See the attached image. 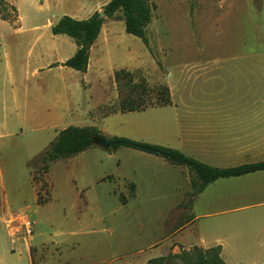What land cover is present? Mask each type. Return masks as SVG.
<instances>
[{
    "label": "rangeland",
    "instance_id": "rangeland-1",
    "mask_svg": "<svg viewBox=\"0 0 264 264\" xmlns=\"http://www.w3.org/2000/svg\"><path fill=\"white\" fill-rule=\"evenodd\" d=\"M98 1L107 4L111 0ZM148 1L153 6V16L146 28L149 47L126 33L122 13H117L113 20L118 21L112 26L115 35L103 56L102 83L58 64L56 51L54 54L49 48L64 56L69 44H77L68 36H53L47 28L50 20L57 22L70 16L78 3L91 4L95 0H49L50 7L43 6L42 12L37 13L31 8L18 9L0 2V14L3 12L8 20L0 29V203L7 205L9 212L40 222L31 228L33 244L38 246L52 236L60 244L61 252L67 251L71 240L67 236L56 237V232L67 233L80 225L96 223L95 230H102L98 237L102 239V264H150V259L167 251L165 257H171L164 264H185L176 256L191 251L188 246L195 240L196 226L181 234L176 230L202 213L232 208L211 218L217 223H229V229L239 237V249H234L232 256L226 253V263L255 264L253 260L264 259V252L260 257L262 251L254 250L262 241L260 232L264 227L257 221L259 213L264 212V205H258L264 202L263 179L245 182L241 187L233 183L228 188H217L214 196L229 192L231 198L227 201L195 197L191 206L187 204L188 194L196 176L187 167L138 162L129 159L128 148H119L109 155L98 146L54 161L48 173L39 174L43 165L41 154L70 126L95 127L107 138L131 136L125 128L132 117L145 114L107 115L118 111L120 99L128 95L157 106L166 99L159 89L166 87L171 103L187 102L181 108L183 112H264V106L254 104V89L251 103L239 105L246 102L241 100L245 92L241 87L228 90L227 93H236L232 98H222L221 104L202 106L194 102L195 98L214 97L209 80L202 89L195 85L196 66L202 65L209 73L216 61L227 66L230 53H264V0ZM109 20L105 18V22ZM6 52L11 56L15 76L6 67ZM36 68L40 74L33 76ZM124 69L131 72L134 84L146 82L145 91L133 88L127 78H115V72ZM158 111L175 113L170 108L148 109L144 113ZM35 116L54 123V128L35 130L30 121ZM145 139L148 141L142 142L156 144L151 141L154 139ZM168 142L170 146H161L174 149L176 143ZM41 187L46 201L43 204L38 203L37 189ZM238 191L245 195H237ZM99 212L102 218L96 222ZM206 221L209 219L203 218L200 223ZM244 231L255 232L252 240H245L249 237ZM41 233L44 235L37 237ZM26 236L24 230L20 237ZM0 237L4 247L0 264H25L26 254L21 253L23 241L12 245L5 226ZM47 247L50 244L43 249ZM39 253L35 254L36 264H40ZM62 264H66L64 258Z\"/></svg>",
    "mask_w": 264,
    "mask_h": 264
},
{
    "label": "crops",
    "instance_id": "crops-1",
    "mask_svg": "<svg viewBox=\"0 0 264 264\" xmlns=\"http://www.w3.org/2000/svg\"><path fill=\"white\" fill-rule=\"evenodd\" d=\"M3 1L6 6H12L14 8L17 7L18 9H23L25 7L31 8L35 10L36 13L38 11L42 12L43 6L50 7L49 0H45V5L44 0ZM105 5L106 4H102V2H99L98 0H95V2H92L91 4L78 3L77 6L71 10L70 16L77 20L88 19L95 12H101ZM108 19L110 20L104 22L98 39L91 48L88 70L86 73H84L85 77L91 75L96 78L95 80L98 83H102V77L100 73L103 70V56L105 55L110 43L113 40V36L115 35L112 26L116 21H118L111 18ZM7 21L8 20L2 12L0 14L1 30ZM57 22L50 20L47 24V28L51 31L52 27ZM77 49L78 48L76 45L69 44L68 48L66 49L67 54L64 56H61L60 53H57V50H53L51 47L49 48V51L54 54L56 51V61H58L57 63L63 64L75 55ZM230 54L231 55L228 57L230 60L226 62L228 64L227 66H220V64L224 62H220V60L216 61L210 68L209 73H206V68H203L202 65L196 66L197 70L194 75L195 85H200V88L202 89V86H204L203 83H207L209 80V83H212L211 87H213L212 89L214 90L212 91L214 97L195 98V104H200L202 106L217 103L221 104L222 98L229 97L230 95L232 98L236 93L235 91V93H227L229 92L228 90L241 87L245 89V92L241 96V100L245 99L246 102H240L239 105H249L251 103V89H254V95L257 98V100L254 101V104H257L259 107L264 106V53L252 54L251 52H246L243 55H235V53ZM4 59L6 61L7 69L11 72L12 76H15V70L11 61V56H9L7 52L4 56ZM92 59L94 60V63H92ZM61 69L63 68L61 67ZM39 74L40 71L38 68H36L32 73L33 76H38ZM241 80H243V85L240 83ZM183 105H187V102H182L177 105L172 101V103L168 106L150 107L146 109L166 110L167 108H170L175 112L174 114L170 115L162 111L148 114L144 113L146 110L141 112H133L137 114H145L137 115L134 119L132 117L128 127L125 128V130L129 129L130 133L136 136H130L128 134H122L118 136L129 137L139 141H148L145 138H151L154 139L151 141H155L153 143L168 146H170L168 141H172L173 143H176V146H173L174 149H177L185 155L205 163L206 165L213 168H233L244 164L259 163L264 161V112H183L181 109ZM30 121L32 122L35 130L54 128V123L50 124L47 120L44 122L37 116L32 117ZM130 150L131 152L127 153V156L129 159L134 161H144V163H149L151 165L160 167H180L173 165L160 156L148 154L134 149ZM187 176L188 174L185 176L188 181ZM260 179L264 180V170L239 177L218 179L207 186V188L202 193H200L197 198L199 199L201 197L208 196V198L211 197L222 201H227L229 198H231L230 193L224 192L220 194L219 197H215L214 194L219 191L217 188H228L233 183L239 186L240 184L243 185L245 182H254ZM132 187L135 189V185H132ZM237 195L243 196L245 195V192L238 191ZM258 205L262 206L264 205V202L259 203ZM241 208H246V206L236 208L235 210ZM232 210L234 209L229 208L222 210L221 212H205L201 215H197L193 217V220L189 222L188 225L176 230V233L181 234L189 227L195 225V240L188 247L192 248L197 246L203 249H209L220 246L221 256L226 263V253L232 256L231 253L234 252V249H239L236 243V240L239 239H236L238 236H236L235 233L229 229V223H217V221L211 220V218L217 214L227 213ZM259 214L261 215V218L257 217V221H260V224L264 226V212ZM101 218L102 214L99 212L96 222H99ZM203 218L209 219V221L204 222V224L200 223V220ZM25 220H29L32 225L34 224V226H38L40 223L39 221L32 222L26 215H19L18 213L9 212L7 205L0 203V233L2 228L5 226V228L8 230L9 239L12 245H15L17 241H23V251H21V253L26 254V258L24 259L25 264H36L35 254L39 252L40 264H62V258L65 259L66 264H102V239L98 238L102 234V230L99 228H96L95 230L93 226H95L96 223L90 224L88 226L80 225V227L74 228L73 231L67 233H55L56 237L67 236L71 240L66 247V252L68 253L66 257V252H61L60 244L54 242L52 240V236L47 240H42L38 246L37 244H33V236L27 235L23 238L20 237L24 230H26L27 233ZM261 232L260 239L262 241L254 248V250L262 251V253L259 254L260 257L264 252V227ZM254 233L255 232H245V234L249 237L245 240H252V235H254ZM43 235L44 234L41 233L38 234L37 237ZM47 243L50 244V247L43 249L48 245ZM60 243L62 244V241H60ZM0 251L4 252L1 237ZM12 251L15 252L14 246H12ZM167 253L168 251L165 252L163 256H165ZM151 260L152 259H150L148 262L150 263ZM21 262L19 261L17 264H21ZM252 263L264 264V259H255L252 261Z\"/></svg>",
    "mask_w": 264,
    "mask_h": 264
},
{
    "label": "trees",
    "instance_id": "trees-1",
    "mask_svg": "<svg viewBox=\"0 0 264 264\" xmlns=\"http://www.w3.org/2000/svg\"><path fill=\"white\" fill-rule=\"evenodd\" d=\"M4 3L3 0H0ZM15 10V9H14ZM105 18L114 19L117 13H122V19L125 24L127 34L140 38L143 43L149 47V40L146 35V28L150 24L153 16V6L148 0H111L103 7ZM100 12H96L90 18L77 20L70 16H63L52 27L51 32L54 36L66 35L72 38L77 44V52L73 57L63 63V66L72 68L78 72L86 73L89 66L90 51L95 44L101 32L105 18H99ZM115 78L129 79L133 88H141L145 91L146 82L134 84L131 72L120 70L115 72ZM160 94L166 97L160 105H146L143 100L138 101L131 95L122 97L119 102L118 111L120 113L141 112L150 107H164L171 104L168 88H160ZM112 112L110 114L116 113ZM107 114V115H110ZM106 115V116H107ZM100 130L95 127H75L70 126L62 130L57 138L41 154L43 163L39 170L40 175H44L50 170V163L69 159L95 146V139L100 135ZM108 142L112 151L119 148H130L142 151L148 154L160 156L173 165L185 166L190 172L195 173L196 180H192V191L188 194L191 206L195 197L202 193L207 186L218 179L239 177L246 174L264 170V161L259 163L244 164L233 168H213L192 157H189L181 151L157 144H150L142 141L132 140L126 137H108ZM38 203L46 202L42 197V187L37 189ZM193 218V217H192ZM180 226L178 229L182 228ZM173 256V255H172ZM171 257H159L152 259L150 264H164L166 259ZM182 258L185 264H226L221 256V247L203 249L197 246L192 247L191 251H184L182 255L176 256Z\"/></svg>",
    "mask_w": 264,
    "mask_h": 264
},
{
    "label": "water",
    "instance_id": "water-1",
    "mask_svg": "<svg viewBox=\"0 0 264 264\" xmlns=\"http://www.w3.org/2000/svg\"><path fill=\"white\" fill-rule=\"evenodd\" d=\"M99 18H105L104 12H100ZM95 145L105 149L108 154L112 153L108 139L102 133L95 139Z\"/></svg>",
    "mask_w": 264,
    "mask_h": 264
},
{
    "label": "built area",
    "instance_id": "built-area-1",
    "mask_svg": "<svg viewBox=\"0 0 264 264\" xmlns=\"http://www.w3.org/2000/svg\"><path fill=\"white\" fill-rule=\"evenodd\" d=\"M25 226L27 229V235H31L32 234V230H31L32 224L29 221H27Z\"/></svg>",
    "mask_w": 264,
    "mask_h": 264
}]
</instances>
